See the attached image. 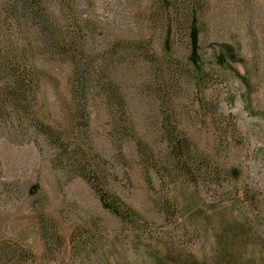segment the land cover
Returning <instances> with one entry per match:
<instances>
[{"label":"rangeland","instance_id":"374dc122","mask_svg":"<svg viewBox=\"0 0 264 264\" xmlns=\"http://www.w3.org/2000/svg\"><path fill=\"white\" fill-rule=\"evenodd\" d=\"M175 1L180 9H191L198 59L208 73L204 81L195 87L193 78L183 80L175 87L173 102L160 107L153 84L144 80L148 72L137 58H118L112 70L125 97L135 138L119 141L111 129L110 111L96 98V91L87 105L90 119L84 136L93 154L107 163L108 189L154 226L161 222L157 192L164 189L153 174L152 183L148 182L134 140L145 141L157 156L166 154L160 121L164 114L171 115L194 153L223 170L211 203L217 208L229 200L230 205L236 195L240 198L228 209V217L253 222L259 238L248 244V252H255L258 261H263L264 0ZM43 2L52 19L70 16L81 23L87 47L97 60L116 39H135L149 41L161 60L178 59L191 67L189 24H175L174 0ZM9 5V0H0V42L12 40L16 49L24 48L37 87L29 95L28 111L18 110L3 96L0 100V248L17 251L0 264H135L140 253L128 242L120 220L102 208L84 180L57 162V151L37 130L40 122L73 129L71 66L38 43V35L21 18L27 13L20 10L21 21L13 26L7 18ZM92 227L104 229L110 261L104 262L95 253L86 258L72 256V234ZM207 228L189 243L198 257L212 258L220 254L222 246L238 256L244 254L243 249L233 250L239 237L230 236L224 226ZM55 232L62 244L47 246L43 253V241L53 240ZM20 249L31 251L35 260L19 257Z\"/></svg>","mask_w":264,"mask_h":264},{"label":"trees","instance_id":"16d2710c","mask_svg":"<svg viewBox=\"0 0 264 264\" xmlns=\"http://www.w3.org/2000/svg\"><path fill=\"white\" fill-rule=\"evenodd\" d=\"M9 2V22L14 26L24 18L31 31L38 35V43L51 54L64 57L71 66L73 129L70 131L66 127L54 128L40 122L37 130L57 151V162L68 169L72 176L84 180L93 190L102 208L120 220L126 229L128 242L140 253L135 264H264V260L258 261V254L248 252V244L259 238L252 229L253 222L249 218H236L232 215L228 217V209H233L240 198L236 195L230 205L229 200L228 203L222 202L217 208L211 203L217 188H220L223 170L215 164L211 165L205 156H197L194 153L190 140L178 132L171 115L164 114L160 121L162 138L167 147L166 154L157 156L145 141L134 140L148 182L152 183L153 174L164 189L157 192V214L161 222H154V226L143 220L108 189L107 163L100 162L93 154L84 136L90 119L87 105L91 103V98L94 99L96 91V98L102 100L110 111L111 129L116 132L119 141L122 138H135L131 135L133 128L130 127L125 97L112 70L118 58H137L148 72L144 80L150 83L149 85L153 84V90L159 96L160 107L163 103L167 106L173 102L175 87L179 88L183 80L193 78L195 87H199L204 81L208 73L202 70L198 59L195 34L191 32L192 12L189 6L187 9H180L175 0L173 3L175 24H189L188 38L192 51L188 61L191 67L178 59L165 62L153 52L149 41L135 39H116L104 49L101 60H97L93 57L91 48L87 47V36L83 34L81 23L77 19L70 16L52 19L43 0ZM20 10L27 15L20 18ZM8 44L0 42V100L3 96L18 110L28 111L29 95L35 93L37 87L34 83L35 74L31 63L24 57V48L16 49L12 40H8ZM170 64L173 67H169ZM150 68H153V71ZM6 105L7 103L3 108H6ZM164 111H167L166 108ZM123 143L119 146L122 147ZM211 226H224L230 236L234 234L239 237L233 250L243 249L244 254L241 252L240 257L222 246L220 254H213L212 258L198 257L189 247V243L199 236L203 229L207 230V227ZM52 238L54 239L48 243L43 241V253L47 251V246L62 244L57 232ZM220 239L224 243V237ZM106 243L104 229L92 227L80 233L78 230L71 236V254L75 259L86 258L95 253L107 262L110 261V248ZM14 252L17 251L0 248V260L5 262ZM17 254L19 257L25 256V260H35V255L28 249H20Z\"/></svg>","mask_w":264,"mask_h":264}]
</instances>
